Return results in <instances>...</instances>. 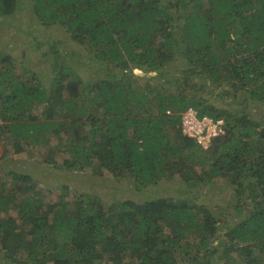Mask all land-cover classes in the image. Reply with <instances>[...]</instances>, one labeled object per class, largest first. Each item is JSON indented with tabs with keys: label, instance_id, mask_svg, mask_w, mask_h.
Returning a JSON list of instances; mask_svg holds the SVG:
<instances>
[{
	"label": "trees",
	"instance_id": "obj_1",
	"mask_svg": "<svg viewBox=\"0 0 264 264\" xmlns=\"http://www.w3.org/2000/svg\"><path fill=\"white\" fill-rule=\"evenodd\" d=\"M17 2L0 0V18L12 17ZM28 6L42 26L61 29L83 47L87 63L113 69L80 90L70 67L57 63L55 45L47 90L33 72L16 75L11 56L0 55V133L16 153L41 147L42 165L65 169L70 178L92 168L128 175L136 191L156 189L141 203L117 201L103 210L95 196L68 199L75 180L49 203L40 192L53 195L45 172L34 180L28 167L8 170L0 181V257L7 264H215L217 250L230 244L237 257L227 252L217 264H264V115L259 122L217 116L205 96L215 87L264 105V0H29ZM177 56L182 72L175 81L164 78V66ZM187 109L222 117L225 133L200 147L180 131ZM2 157L0 168L15 159ZM176 174L179 184H226L230 204L245 207L249 199L251 209L239 223L220 227L219 209L165 193L162 183Z\"/></svg>",
	"mask_w": 264,
	"mask_h": 264
},
{
	"label": "rangeland",
	"instance_id": "obj_2",
	"mask_svg": "<svg viewBox=\"0 0 264 264\" xmlns=\"http://www.w3.org/2000/svg\"><path fill=\"white\" fill-rule=\"evenodd\" d=\"M28 3L29 0H18L16 13L7 19L0 18V55L11 56L14 64L13 71L16 75H22L25 70L29 73L33 72L37 77L38 83L42 85L43 88L49 90L53 78L52 74L54 72V60L51 58L50 53L55 45L58 46L59 50L56 60L57 63L61 65L64 62L65 65L70 67L71 71L78 78V81H80V90L89 86L88 84L92 82L93 79L100 78L107 70L113 69L111 64L87 63V53L84 48L71 41L67 36L61 34V29L42 26L34 17ZM186 15L187 14H185V16ZM173 21L174 23L178 22V18H176V20L173 19ZM157 42L160 41L158 40ZM23 55L26 56L24 61L22 58ZM179 59L180 58L177 56L170 65L164 66V78L172 81L178 78L180 72L183 70L181 69L182 62ZM226 94L227 95H222L215 87L206 92L205 96L209 100L207 104L214 107L217 116L220 113H229L230 115H234L235 118H238V116H247L253 121L259 122L261 120L264 115V105H249L245 99L248 95L243 92H239L236 96H233L231 93ZM40 112L41 109L38 113ZM218 119H220V122L222 121L221 125L224 127V119L222 117ZM0 124H2V122H0ZM223 132L224 130L222 128V131L218 130L215 136L224 134ZM210 142V140L205 141L201 144V147L207 148ZM15 149L16 146L0 133V157L2 153L4 154L2 162L7 163L9 157L15 158L13 162H8V165L0 168V181L3 182L7 179L8 170L17 171L18 169L22 172V170H24L22 168L28 167L31 169L29 172L32 174L34 180L41 177L42 173L45 172L44 175L49 179V184L53 188V195H49V190L45 191L42 189L40 192L44 200L49 203H55L57 201V197H54V195H58L59 188L64 184L70 183L71 180H75V184L67 191L69 200H72L75 195L80 194L95 196L102 201V203H100L103 210H106L105 205H110L117 201L134 200L137 203H141L154 189H156L149 186L143 190L140 189L136 191L133 178H130L128 175L114 178L106 170H93L92 168L78 170L72 174L70 178V176H67L65 169L60 168L54 170L52 167H44V165H42L41 154L44 150L41 147L36 148L34 146H27L20 153H16ZM56 160L59 163L61 158H57ZM59 164L61 165V162ZM175 177V179L162 183L167 189L165 193L169 194L171 197H178L193 202L194 204L211 206L209 209L215 211L218 209H225L228 204L227 210L223 213L221 212L223 215H220L219 210L217 214H214L217 220L225 218L223 223H218L220 227L231 222L239 223L246 214L244 209H251L249 199H247V205L245 207L243 205L232 206L230 204L232 201H229V199L234 201L232 193H230L232 189L227 187L226 184H210V187L205 188L204 186L200 187L196 184H179L178 174H176ZM243 183L245 184L244 181ZM19 187L23 188V186ZM243 201H246V196L244 194L240 198V202L242 203ZM44 204L46 203L44 202ZM43 206L46 207L45 205ZM234 210H236L237 213ZM11 215L15 216L16 212L11 210ZM216 243L217 242H215L214 245ZM232 249L230 244L226 246L222 245L217 250L215 256L218 258V256H222L228 252L232 257H237ZM217 258L215 259V264H217ZM236 260L238 259L236 258ZM6 262L0 257V264H7Z\"/></svg>",
	"mask_w": 264,
	"mask_h": 264
},
{
	"label": "built area",
	"instance_id": "obj_3",
	"mask_svg": "<svg viewBox=\"0 0 264 264\" xmlns=\"http://www.w3.org/2000/svg\"><path fill=\"white\" fill-rule=\"evenodd\" d=\"M180 128L182 134L195 138L200 145L205 141H209L212 136H215L218 130L222 131L219 120L213 122L205 116L200 118L192 110H188L182 115Z\"/></svg>",
	"mask_w": 264,
	"mask_h": 264
},
{
	"label": "clouds",
	"instance_id": "obj_4",
	"mask_svg": "<svg viewBox=\"0 0 264 264\" xmlns=\"http://www.w3.org/2000/svg\"><path fill=\"white\" fill-rule=\"evenodd\" d=\"M188 110H192V111H194V112H196V114H197V116H198V112L196 111V110H194V109H187L186 111H184L183 113H182V115L185 113V112H187ZM182 115H181V117H182ZM180 117V118H181ZM199 117V116H198ZM203 117V116H202ZM202 117H200V118H202ZM205 117H207V118H209L208 116H205ZM209 119H211V118H209ZM213 122H216V121H218V120H220V119H215V120H213V119H211ZM222 122V121H221ZM180 123H181V119H180ZM179 127H180V124H179ZM225 127V126H224ZM222 125H221V128H223V130H224V132L223 133H225V128H224ZM180 131H181V128H180ZM182 133V132H181ZM219 135H221V134H219ZM187 136V135H186ZM216 136H218V135H216ZM216 136H213V138L214 137H216ZM187 137H189V136H187ZM190 138H193V137H190ZM212 138V137H211ZM211 138H210V141H211ZM196 142H197V140H196ZM197 144H198V142H197ZM200 147H201V145L200 144H198Z\"/></svg>",
	"mask_w": 264,
	"mask_h": 264
}]
</instances>
